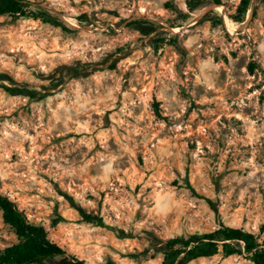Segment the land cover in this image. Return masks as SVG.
Instances as JSON below:
<instances>
[{"label":"rangeland","instance_id":"374dc122","mask_svg":"<svg viewBox=\"0 0 264 264\" xmlns=\"http://www.w3.org/2000/svg\"><path fill=\"white\" fill-rule=\"evenodd\" d=\"M186 1L24 0L59 27L0 16V86L32 94L0 87V193L85 264H156L165 240L221 225L264 246V3L238 22L240 0Z\"/></svg>","mask_w":264,"mask_h":264},{"label":"trees","instance_id":"16d2710c","mask_svg":"<svg viewBox=\"0 0 264 264\" xmlns=\"http://www.w3.org/2000/svg\"><path fill=\"white\" fill-rule=\"evenodd\" d=\"M249 1L240 0L234 17L238 22L243 21ZM261 2L264 3V0ZM185 4L190 13L196 10L191 0L186 1ZM214 4L221 5V1L215 0ZM0 16L30 19L54 27L60 26L48 13L30 9L24 0H0ZM0 80L12 82V78L5 73H0ZM0 87L10 96H32L28 91L16 87L5 85ZM77 210L86 222L116 232V229L106 225L102 218ZM0 213L3 224L16 238L15 243L0 247V264H85L51 241L44 227L29 221L16 203L2 193H0ZM242 253L247 254L251 264H264V246L258 243L256 235L240 228L221 225L203 234L176 236L165 240L160 248L161 260L156 264H189L215 255L230 257Z\"/></svg>","mask_w":264,"mask_h":264}]
</instances>
